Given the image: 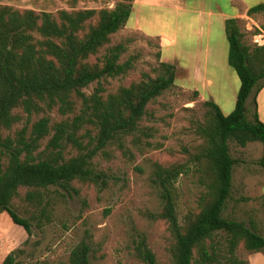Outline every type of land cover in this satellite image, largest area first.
<instances>
[{"label": "rangeland", "instance_id": "1", "mask_svg": "<svg viewBox=\"0 0 264 264\" xmlns=\"http://www.w3.org/2000/svg\"><path fill=\"white\" fill-rule=\"evenodd\" d=\"M119 3L131 4L127 27L137 26L147 36H151L150 33L166 35L174 39V45L160 50L157 37L153 40L126 26L121 28L111 36L108 45L90 58L91 63L102 65L107 49L123 43L127 51L119 63L133 61L126 74L100 81L104 95L116 93L119 88L129 87L147 77L157 78L161 75V62L176 66L175 85L148 104L139 130L119 142L122 147L113 142L105 150L107 155L100 152L94 157L96 171L106 174L104 183L77 180L69 192L51 186L44 191L40 203L28 202L25 197L30 189L19 188L12 205L20 217L30 220L32 235L29 237L23 227L14 224L7 213H0V264L18 249L23 250L19 261L24 264H69L71 251L81 242L90 246V264H146L136 253L143 238L158 264H173L174 237L169 223L160 216L164 201L155 176L156 165L187 164L198 152L203 143L197 133L198 127L207 119L205 100L219 104L225 115L235 109L240 79L228 62L225 21L246 14L245 6L249 9L264 0H242V3L239 0H0V6L53 15L61 10H112ZM239 24L245 34V44L264 45V31L253 34L264 25V13L252 19L239 18ZM206 73L222 74L225 87L221 90L206 88L202 80ZM97 86L94 82L83 91L91 95ZM194 86L200 88L202 95L206 92L205 100L196 91L185 89ZM255 92L256 88L246 104L249 120L253 119L256 109ZM263 96L260 114L264 121ZM75 101V114H78L80 102ZM14 114L20 120L11 129L0 127L3 139L16 138L24 127L29 133L31 126L42 117H48L51 124L74 117L73 113L62 116L57 111L28 117L22 108L15 109ZM52 134L41 141L36 154L46 149ZM261 145L254 142L241 147L229 141L230 154L236 164L231 198L223 216L247 226L253 223L264 236V167L260 164L264 151ZM1 150L4 151L0 146V163L6 167L7 158ZM77 154L72 146L64 150L66 160ZM201 176L197 166L192 165L174 185L172 196L182 228L191 213L199 212V200L206 190ZM225 239L222 233L214 239L224 249L223 255L227 248ZM195 257H198L196 252ZM227 258L225 256L219 264H264V250L251 252L241 243L235 251L236 260Z\"/></svg>", "mask_w": 264, "mask_h": 264}, {"label": "trees", "instance_id": "2", "mask_svg": "<svg viewBox=\"0 0 264 264\" xmlns=\"http://www.w3.org/2000/svg\"><path fill=\"white\" fill-rule=\"evenodd\" d=\"M131 11V4L126 3H119L112 10H61L56 15L0 6V127L11 129L19 122V116L14 114L17 108H22L28 117L45 111H57L62 116L74 114L72 119L54 124L48 117H42L29 133L24 127L16 138L0 137L4 149L1 154L7 158L6 167L0 163V213H7L29 237L30 220L20 217L12 205L19 188L30 189L25 197L28 202L40 203L44 191L51 186L69 192L77 180L104 183L106 174L96 171L94 157L100 152L105 154L113 142L124 141L138 131L148 104L175 85V66L161 62V75L157 78L147 77L104 95L100 81L126 74L133 61L119 63L127 51L123 43L107 49L102 65L91 63L90 58L126 26ZM260 13H264V3L250 7L247 16L253 18ZM225 23L228 62L240 79L235 109L225 115L218 104L205 100L207 119L198 127L197 133L203 139L198 152L187 164L171 167L157 164L155 168L164 201L160 216L169 223L174 237L173 264H219L225 256L232 260L241 243L251 252L264 250V236L253 223L247 226L223 216L231 198L236 164L229 141L241 147L254 142L264 145V122L257 112V95L264 87V45L244 43L239 19L229 18ZM262 31L264 25L253 34ZM94 82L97 88L87 95L83 90ZM255 88L256 109L249 120L246 104ZM75 100L80 102L78 114ZM51 134L46 149L36 154L41 141ZM67 146L75 148L78 154L66 160ZM260 164L264 167V155ZM192 165L202 173L206 190L199 200V212L191 213L182 228L172 191L179 177L187 174ZM221 233L226 236V255L218 246L220 243L214 241ZM90 252L88 243H79L70 253L69 264H90ZM22 253L21 249L10 253L1 264H24L19 261ZM136 253L146 264H158L145 238L138 243Z\"/></svg>", "mask_w": 264, "mask_h": 264}, {"label": "crops", "instance_id": "3", "mask_svg": "<svg viewBox=\"0 0 264 264\" xmlns=\"http://www.w3.org/2000/svg\"><path fill=\"white\" fill-rule=\"evenodd\" d=\"M236 1V0H235ZM239 2L240 3H242V0H239ZM245 8V13L247 14V11L249 10L246 6L244 7ZM246 14H244V15H239V16H235L234 18H237V19H239V18H248V19H252V18H250V17H248ZM227 20V19H226ZM127 27V26H126ZM128 29H130V30H133V31H138V32H141L142 34H144L145 35V33H144V31L143 30H141L139 27H137V26H135V27H133V28H131V27H127ZM147 34V33H146ZM150 35L151 36H147V35H145L146 37H148V38H150V39H153V40H156V38L155 37H157L158 38V40H156L157 42H158V45H159V47H160V50L161 49H164L165 47H172L173 45H174V39L172 40L171 38H169L168 36H166V35H163V34H160V35H158V34H151L150 33ZM199 40L201 41L202 40V36H200L199 37ZM169 64H171V63H169ZM172 65H174V64H172ZM175 66V65H174ZM175 69H176V66H175ZM216 72V71H215ZM214 72V73H215ZM202 80H203V82L205 83V86H206V88L207 87H214L215 89H217V90H221V89H223L224 87H225V78L223 77V75L222 74H209V73H206L203 77H202ZM214 83H216V85L214 84ZM185 88V87H184ZM185 89H188V90H193V91H196L198 94H199V96L203 99V100H205L204 99V96H205V94H206V92H204L203 93V95H202V93H201V91H200V88H198V87H192V88H185ZM237 94H238V90H237ZM208 95V94H207ZM261 95L263 96L264 95V87L260 90V92L258 93V95H257V103H258V105H257V112H258V116H259V119L262 121V122H264L263 120H262V118H261V114H260V105L262 106V99H261ZM237 96V95H236ZM206 97V96H205ZM264 97V96H263ZM211 101H213V100H211ZM214 102V101H213ZM216 103V102H215ZM217 104V103H216ZM219 105V104H218ZM219 107L221 108V106L219 105ZM221 110H222V108H221ZM261 148H262V150L264 151V145H261ZM262 195H264V193H262Z\"/></svg>", "mask_w": 264, "mask_h": 264}]
</instances>
